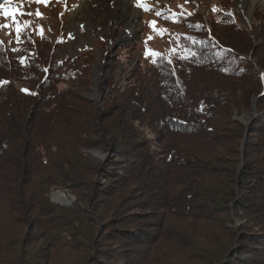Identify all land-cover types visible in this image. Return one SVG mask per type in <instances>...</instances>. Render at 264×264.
<instances>
[{
	"label": "trees",
	"instance_id": "1",
	"mask_svg": "<svg viewBox=\"0 0 264 264\" xmlns=\"http://www.w3.org/2000/svg\"><path fill=\"white\" fill-rule=\"evenodd\" d=\"M175 17L172 54L101 105L91 50L59 63L58 42L0 39V264H264V25ZM128 191V223L104 221L97 199Z\"/></svg>",
	"mask_w": 264,
	"mask_h": 264
},
{
	"label": "rangeland",
	"instance_id": "2",
	"mask_svg": "<svg viewBox=\"0 0 264 264\" xmlns=\"http://www.w3.org/2000/svg\"><path fill=\"white\" fill-rule=\"evenodd\" d=\"M113 2L114 0H0V39L15 47L25 34L46 40L52 45L58 42L56 52L59 63L65 60L78 62L84 51L91 50L96 62L87 96L101 105L114 80L125 83L126 77L135 69L137 61L142 60L145 64L146 60L150 59V62L157 57L146 55L149 49L160 55L172 54L178 45L180 28L174 24L173 19L166 17L191 13L195 20L200 22L202 19L208 21L218 18L220 12L234 10L244 24L246 23L243 17H250V24H246L250 29L253 25L257 28L264 25V0H259L260 4L255 8L249 2L243 15L238 8L240 0H140L141 4L147 5V11L138 6L137 0H130L131 15L120 11ZM5 9L9 15L4 14ZM37 12L40 15H37ZM157 12L161 15H157ZM152 21L156 22L157 29H164L166 32L161 35L154 31ZM18 25L21 27L19 34ZM250 115L238 117L239 121L244 126H249L253 119ZM87 153L102 160L107 158V153L100 150ZM102 181L104 184L105 180ZM120 196L118 200L117 196L112 200L105 196L97 199L96 206L104 221L118 216L120 222L128 223L129 220H126L122 211L125 208L127 210L123 211L124 213L133 211L132 209L137 207L133 204L138 202L139 198L130 196L129 191L126 196ZM125 197L127 198L124 199ZM51 200L66 208H72L77 202L75 195L61 189L52 192ZM67 200L69 204H64ZM127 200L129 203L124 205ZM116 207L118 210L115 213ZM117 224L119 223L110 227H118ZM178 259L185 258L175 260ZM67 260L68 258L64 259Z\"/></svg>",
	"mask_w": 264,
	"mask_h": 264
},
{
	"label": "snow or ice",
	"instance_id": "3",
	"mask_svg": "<svg viewBox=\"0 0 264 264\" xmlns=\"http://www.w3.org/2000/svg\"><path fill=\"white\" fill-rule=\"evenodd\" d=\"M45 2H46V0H45ZM137 4H138V6H140V7H144V9L147 11V10H149L148 9V7H147V5H145V4H141V2H140V0H137ZM5 15H9L10 13L8 12V10L7 9H5V13H4ZM21 14H23V13H21ZM37 15H40V13H38L37 12ZM157 15H161V13H159V12H157ZM188 15H191V13H188ZM166 18H171V19H173V22H179V20L175 17V14H173V16L172 17H166ZM152 23V27H153V30L154 31H158L161 35H163L165 32H166V30H164V29H157L156 27H155V25H156V22L155 21H152L151 22ZM26 26V25H25ZM21 31V27L18 25L17 26V33L19 34V32ZM41 35H43V30L41 29ZM69 38H71V34H69ZM152 37H149V39H151ZM62 42V41H61ZM147 54H151L153 57H155V56H159L160 54L159 53H157V52H155V51H153V50H151V49H149L148 50V52L146 53V55ZM182 58H184V57H182ZM155 62V61H154ZM4 83H6V82H4ZM25 91H27V90H25Z\"/></svg>",
	"mask_w": 264,
	"mask_h": 264
},
{
	"label": "bare ground",
	"instance_id": "4",
	"mask_svg": "<svg viewBox=\"0 0 264 264\" xmlns=\"http://www.w3.org/2000/svg\"><path fill=\"white\" fill-rule=\"evenodd\" d=\"M129 2H130V0H114L113 3H114V5H116L120 9V11L125 12V14L131 15V11H130L131 5ZM249 2H250V4L251 3H258L257 0H240V5L244 6V3L247 5ZM251 5L253 7V5H255V4H251ZM122 15H124V14L122 13ZM132 16H134V15L132 14ZM58 195H61V194H58ZM64 204H69V201L67 200L66 202H64Z\"/></svg>",
	"mask_w": 264,
	"mask_h": 264
},
{
	"label": "water",
	"instance_id": "5",
	"mask_svg": "<svg viewBox=\"0 0 264 264\" xmlns=\"http://www.w3.org/2000/svg\"><path fill=\"white\" fill-rule=\"evenodd\" d=\"M257 2L258 3H251V4H255V5H253V8H255L256 6H259V0H257ZM238 8H239V10H240V12H241V14L243 15V13H244V11H245V8H246V4L244 3V6L242 5H240L239 4V6H238ZM251 16V15H250ZM243 20H244V22L247 24V25H249L250 24V17L249 18H244L243 17ZM255 105H257L256 103H255Z\"/></svg>",
	"mask_w": 264,
	"mask_h": 264
}]
</instances>
